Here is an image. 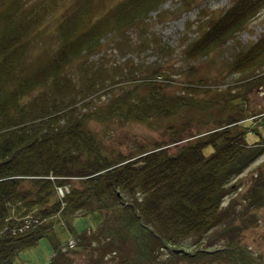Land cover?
Returning <instances> with one entry per match:
<instances>
[{
	"label": "trees",
	"instance_id": "1",
	"mask_svg": "<svg viewBox=\"0 0 264 264\" xmlns=\"http://www.w3.org/2000/svg\"><path fill=\"white\" fill-rule=\"evenodd\" d=\"M22 19L15 20L11 5L0 10V264H9L18 249L36 242L51 221L58 220L51 216L36 226L12 231L7 226L16 222L11 214L39 205L43 216L59 210V217L68 220L74 212L94 208L95 201H99L98 206L114 207L112 215L100 221L98 231L105 229L106 233L97 239L104 250L122 251L123 264H153L163 257L176 261L196 254L224 264H263L250 249L228 238L223 239L224 244L212 246L210 236H216L217 242L221 239L217 234L226 231L222 225L231 222L225 219L220 201L233 185L232 178L263 150V146L246 140L250 130L243 121L248 116L264 121V108H249L250 103L243 100H249L244 88L233 90L228 85L223 89L219 85L215 89L189 80V91L177 92L131 74L132 87L127 89L116 80L108 79L104 84L108 75L99 80L102 87L106 86L107 96L102 99L106 109L92 111L99 119L153 122L156 116L167 117L191 108L216 118L199 134L187 130L185 135L184 130L190 127L187 118L180 120L179 129L169 121L161 124L166 132L174 133L171 140L141 141L127 135L104 142L103 134L98 135L84 118L81 120L85 113L68 106L97 84L88 77L79 79L86 66L73 62L89 31H71L54 50L43 47L37 59L33 47L44 30L18 26ZM238 19H233V25ZM239 27L198 26L199 38L190 40L192 58L222 44ZM256 49L249 46L229 58L233 73L253 74L260 68L264 58L259 54L263 51ZM243 77L240 74L237 79ZM255 82L251 77L242 86ZM206 87L207 97L192 93ZM235 97L242 100L232 101ZM180 138L184 139L174 143L177 147L173 150L170 144L165 145ZM120 141L127 144L126 150L116 145ZM55 184H67L69 191L62 199L53 191ZM252 189L246 197L250 207L262 203V192H257V186ZM130 223H135L142 234H131ZM208 230V242L197 245L206 249L183 246L189 245L186 240L191 235L200 238ZM77 236L79 243L86 244L88 234Z\"/></svg>",
	"mask_w": 264,
	"mask_h": 264
},
{
	"label": "rangeland",
	"instance_id": "2",
	"mask_svg": "<svg viewBox=\"0 0 264 264\" xmlns=\"http://www.w3.org/2000/svg\"><path fill=\"white\" fill-rule=\"evenodd\" d=\"M6 5L13 7L16 21L20 17L23 18L18 26H40L41 30H44L38 36L37 45L33 47L35 58L43 47H47L49 51L54 50L62 37L69 36L71 31L73 32L70 34L89 31L88 35L86 34L88 39L83 42L73 62L74 65L75 62H82V65L86 66L82 68L79 79L88 77L90 82L97 84L85 97L68 106L73 105L85 113L81 120L84 118L85 123L98 135L103 134L104 142L111 143L127 135L141 141L171 140L174 133L166 132L161 124L165 125L169 121L175 129H179L180 120L188 118L190 127L184 130L185 135L188 134L187 130L199 134L213 125L216 118L215 115L203 112L207 118L204 119V116L191 108L187 111L182 109L167 117L156 116L153 122L111 121L113 117L99 119L92 111L100 113L106 109L105 101L102 100L107 96L106 86L102 87L99 80L108 75L110 78H107L104 84L109 80H116L120 86L127 89L132 87L129 81L131 74L143 79H152L164 90L177 92L181 89L189 91L186 88L189 80L213 85L215 89L219 85L223 89H228V85L234 87L233 90L244 88L249 97L248 101L243 99L244 103H250L249 108L253 105L255 108H264V60L259 69L256 70L258 66L254 69L256 72L253 74L233 73L229 68V58L249 46L258 50L261 48L263 52L259 55L264 58V0H0V10ZM234 18H239L235 25ZM218 24L240 27L229 33L222 44L192 58L190 50L193 49V43L190 40L199 38L198 26ZM73 26H76L75 29ZM118 26L122 27L117 28ZM32 44L33 42L30 47ZM240 74L245 76L244 79H237ZM251 77H254L256 82L250 87L242 86V83ZM206 88L205 91L198 89L192 93L207 97L209 89ZM113 90L114 88L111 91ZM210 90L212 91V87ZM241 98L235 97L232 101L242 100ZM254 118L255 116H248L243 121L245 125L252 127L246 134L248 141L257 139L258 136L264 137L257 134L264 135V124ZM129 138H126V142ZM221 141L220 138L217 144ZM116 145L125 150L128 147L123 141ZM171 146V150L177 147L174 143ZM211 149L212 147H209V151ZM212 151L213 149L210 152ZM232 179L233 185L221 196L220 201L221 208L225 210V219L231 222L222 225L226 226V231L217 234L221 238L217 242L216 236H210L214 241L212 246L224 244L223 239L228 238L232 243L250 249L264 264V151ZM252 186H257V192H262V203L250 207L246 197L249 191H254ZM54 187L53 191L57 197L65 195L67 190L64 185ZM98 205L99 201H95L94 208L74 212L68 220L62 217L55 222L53 219L45 234L36 242L18 249L9 264H123L120 260L124 257L121 255L122 251L112 249L113 252L109 248L104 250V245L97 239L102 237L97 236L106 233L105 229L98 231L100 221L115 211L113 206ZM55 214L56 212L43 217L41 207L35 205L16 218L17 223L23 222L19 226V229H23L31 222L34 226L38 225L41 220H37L38 217L49 220ZM11 216L13 217L12 214ZM128 229L130 233L133 231L135 236L142 234L135 223L129 225ZM85 233L88 234L86 244L78 243L76 235ZM205 233L200 238L196 234L191 235L186 240L189 245L183 246L191 249L197 245H205L208 242L205 235L209 234V230ZM71 235L76 240L75 244L71 241L64 244L63 240ZM131 239L133 240V237ZM198 240H201L200 244L197 243ZM53 257L55 259L50 262ZM153 264L224 263L206 255L197 257L196 254L191 258L180 257L176 261L163 257L161 262Z\"/></svg>",
	"mask_w": 264,
	"mask_h": 264
}]
</instances>
